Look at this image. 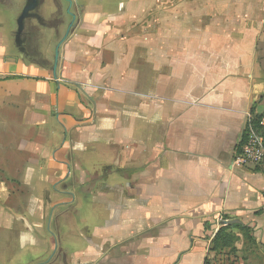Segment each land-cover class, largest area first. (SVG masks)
<instances>
[{"label": "crops", "instance_id": "crops-1", "mask_svg": "<svg viewBox=\"0 0 264 264\" xmlns=\"http://www.w3.org/2000/svg\"><path fill=\"white\" fill-rule=\"evenodd\" d=\"M74 1L56 79L0 4V264H264V0Z\"/></svg>", "mask_w": 264, "mask_h": 264}, {"label": "flooded vegetation", "instance_id": "flooded-vegetation-1", "mask_svg": "<svg viewBox=\"0 0 264 264\" xmlns=\"http://www.w3.org/2000/svg\"><path fill=\"white\" fill-rule=\"evenodd\" d=\"M70 1L71 5L65 3L60 8L59 0H38L33 6L34 10L24 20L23 31L18 33L17 20L27 5L26 0H0V4L11 12V17L15 20L14 42L26 60L50 71L53 61L45 53L46 39H50L52 46H57L67 31V39L72 35L80 21L82 6L77 5L74 0ZM70 24L72 25L68 29ZM57 220L55 218V225Z\"/></svg>", "mask_w": 264, "mask_h": 264}, {"label": "built area", "instance_id": "built-area-1", "mask_svg": "<svg viewBox=\"0 0 264 264\" xmlns=\"http://www.w3.org/2000/svg\"><path fill=\"white\" fill-rule=\"evenodd\" d=\"M242 136L243 143L234 156L232 166L237 169L264 167V117L257 121L249 114Z\"/></svg>", "mask_w": 264, "mask_h": 264}, {"label": "water", "instance_id": "water-1", "mask_svg": "<svg viewBox=\"0 0 264 264\" xmlns=\"http://www.w3.org/2000/svg\"><path fill=\"white\" fill-rule=\"evenodd\" d=\"M38 0H26L27 5L23 8L21 15L19 16L18 20H17V30L18 33H21L24 29V20L27 18L28 14L30 11H33L35 7L34 4H37ZM60 2V8H63V4H68L71 5V1L70 0H59ZM66 15H68V13L66 12ZM72 24L69 25L68 29L71 27ZM68 31L66 32L64 38L57 44L56 46V50H55V58L52 64V67L50 69V72L52 73V76L54 79H56V67H57V63H58V55H59V49L60 47L63 45V43L65 42V40L68 37ZM50 44V39H46V43L45 46L48 48V45ZM45 48V49H47ZM235 224H240V222L238 220H226V221H222L221 225L222 226H230V225H235Z\"/></svg>", "mask_w": 264, "mask_h": 264}, {"label": "trees", "instance_id": "trees-1", "mask_svg": "<svg viewBox=\"0 0 264 264\" xmlns=\"http://www.w3.org/2000/svg\"><path fill=\"white\" fill-rule=\"evenodd\" d=\"M251 114L257 121L260 120L262 117H264V115L257 114L254 111H251ZM242 143H243V136H242V141L240 142L239 148L242 145ZM233 228L242 229V226L240 224H235V225H230L226 227H221L212 240L210 251L218 254V253H221V251L223 250H227L231 248L233 243L236 240V237L233 235V233L229 231ZM205 263L206 264H218L216 261L209 262L208 260Z\"/></svg>", "mask_w": 264, "mask_h": 264}, {"label": "rangeland", "instance_id": "rangeland-1", "mask_svg": "<svg viewBox=\"0 0 264 264\" xmlns=\"http://www.w3.org/2000/svg\"><path fill=\"white\" fill-rule=\"evenodd\" d=\"M13 23L15 24V20L13 19ZM16 25V24H15ZM48 48L50 50V54L48 56V59H50L51 61H54V58L56 56L55 54V50H56V46H52V44L48 45ZM60 50V49H59Z\"/></svg>", "mask_w": 264, "mask_h": 264}]
</instances>
